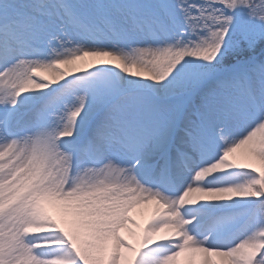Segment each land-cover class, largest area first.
<instances>
[{
  "label": "snow or ice",
  "instance_id": "obj_1",
  "mask_svg": "<svg viewBox=\"0 0 264 264\" xmlns=\"http://www.w3.org/2000/svg\"><path fill=\"white\" fill-rule=\"evenodd\" d=\"M0 264H264V0H0Z\"/></svg>",
  "mask_w": 264,
  "mask_h": 264
}]
</instances>
